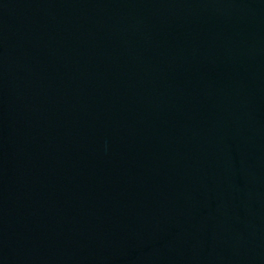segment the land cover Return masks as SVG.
I'll return each mask as SVG.
<instances>
[{
  "label": "water",
  "instance_id": "95a60500",
  "mask_svg": "<svg viewBox=\"0 0 264 264\" xmlns=\"http://www.w3.org/2000/svg\"><path fill=\"white\" fill-rule=\"evenodd\" d=\"M0 264H264V0H0Z\"/></svg>",
  "mask_w": 264,
  "mask_h": 264
}]
</instances>
